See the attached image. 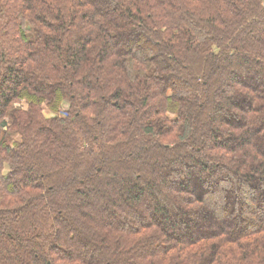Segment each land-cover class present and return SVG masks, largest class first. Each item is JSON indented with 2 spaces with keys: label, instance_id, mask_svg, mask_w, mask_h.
Masks as SVG:
<instances>
[{
  "label": "trees",
  "instance_id": "1",
  "mask_svg": "<svg viewBox=\"0 0 264 264\" xmlns=\"http://www.w3.org/2000/svg\"><path fill=\"white\" fill-rule=\"evenodd\" d=\"M0 264H264V0H0Z\"/></svg>",
  "mask_w": 264,
  "mask_h": 264
},
{
  "label": "rangeland",
  "instance_id": "2",
  "mask_svg": "<svg viewBox=\"0 0 264 264\" xmlns=\"http://www.w3.org/2000/svg\"><path fill=\"white\" fill-rule=\"evenodd\" d=\"M14 107L17 108V109H21V110H28L29 104L25 100H19V101H17L14 104ZM43 107H44L43 108V113L45 114L46 117H49V116L53 115L52 112L49 110V108L46 106V104ZM66 107H68V105H62L61 109H63V108L66 109ZM18 137H20V134H17V132H12L11 135H10L11 139L12 138L17 139ZM230 200H232V197H231ZM149 201H151V199H149ZM204 228H206V226H204Z\"/></svg>",
  "mask_w": 264,
  "mask_h": 264
}]
</instances>
